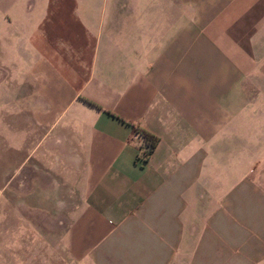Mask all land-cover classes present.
Segmentation results:
<instances>
[{"label":"crops","instance_id":"0c3cea01","mask_svg":"<svg viewBox=\"0 0 264 264\" xmlns=\"http://www.w3.org/2000/svg\"><path fill=\"white\" fill-rule=\"evenodd\" d=\"M0 173L74 187L72 264H264V0H0Z\"/></svg>","mask_w":264,"mask_h":264},{"label":"rangeland","instance_id":"374dc122","mask_svg":"<svg viewBox=\"0 0 264 264\" xmlns=\"http://www.w3.org/2000/svg\"><path fill=\"white\" fill-rule=\"evenodd\" d=\"M4 116L8 124L20 127L27 115ZM8 153L4 145L3 159ZM52 174L0 173V264H72L63 236L68 229L66 212L74 206L69 194L74 187L58 186L61 179Z\"/></svg>","mask_w":264,"mask_h":264},{"label":"trees","instance_id":"16d2710c","mask_svg":"<svg viewBox=\"0 0 264 264\" xmlns=\"http://www.w3.org/2000/svg\"><path fill=\"white\" fill-rule=\"evenodd\" d=\"M141 134L144 137V143L141 146L144 149L143 156L145 160H148L158 145L159 137L147 130H141Z\"/></svg>","mask_w":264,"mask_h":264},{"label":"built area","instance_id":"2783aa9c","mask_svg":"<svg viewBox=\"0 0 264 264\" xmlns=\"http://www.w3.org/2000/svg\"><path fill=\"white\" fill-rule=\"evenodd\" d=\"M141 138H142V142H141V144H140V147H139V154H140V156L142 157V158H144V156H143V154H144V149H142L141 148V146H142V144L144 143V137H143V135H141ZM145 159V158H144Z\"/></svg>","mask_w":264,"mask_h":264}]
</instances>
